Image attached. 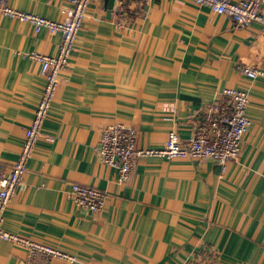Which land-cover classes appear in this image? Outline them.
<instances>
[{
	"label": "crops",
	"instance_id": "obj_1",
	"mask_svg": "<svg viewBox=\"0 0 264 264\" xmlns=\"http://www.w3.org/2000/svg\"><path fill=\"white\" fill-rule=\"evenodd\" d=\"M8 4L53 21L69 7ZM60 42V33L0 15L1 170L18 160L45 85L29 55H55ZM258 60L259 22L238 26L190 0H93L4 221L8 232L76 260L29 262L24 248L0 240V263L264 264V76L240 71ZM226 89L248 94L251 126L224 167L137 158L123 184L97 155L103 129L116 124L134 128L141 149L163 147L171 131L187 142L201 109ZM73 183L106 192L104 211L78 209Z\"/></svg>",
	"mask_w": 264,
	"mask_h": 264
},
{
	"label": "built area",
	"instance_id": "obj_2",
	"mask_svg": "<svg viewBox=\"0 0 264 264\" xmlns=\"http://www.w3.org/2000/svg\"><path fill=\"white\" fill-rule=\"evenodd\" d=\"M69 7L63 11L62 21L12 8L8 0H0V15L29 24L35 33L46 29L50 34H61V42L55 55L31 53L29 57L39 63L45 79L43 92L38 99L31 123L25 131L24 143L18 160L9 171L0 169V240L9 241L26 250L27 260L65 259L76 257L51 246L35 242L4 229L5 213L12 199L21 189L27 172V164L39 140L56 92L60 75L70 67V59L93 0H66ZM198 6H206L217 15L229 17L236 25L246 27L259 22L264 27V0H190ZM240 71L250 80L264 76V60L254 64H243ZM249 96L245 91L226 89L214 101L205 105L197 116L192 135L187 142L175 131L168 133L161 148L141 149L137 146V132L121 124L111 125L102 131L96 153L103 163L118 169L120 183L132 179L135 160L145 157H164L168 160L190 158L208 159L225 166L241 153L242 144L251 126L247 114ZM71 195L78 209L97 214L106 208L108 194L96 187L72 184ZM3 264V263H0Z\"/></svg>",
	"mask_w": 264,
	"mask_h": 264
},
{
	"label": "rangeland",
	"instance_id": "obj_3",
	"mask_svg": "<svg viewBox=\"0 0 264 264\" xmlns=\"http://www.w3.org/2000/svg\"><path fill=\"white\" fill-rule=\"evenodd\" d=\"M131 181V180H130Z\"/></svg>",
	"mask_w": 264,
	"mask_h": 264
}]
</instances>
